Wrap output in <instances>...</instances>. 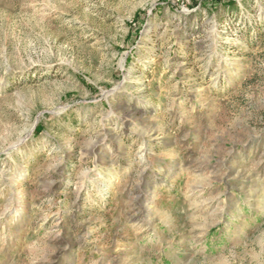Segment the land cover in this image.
Returning a JSON list of instances; mask_svg holds the SVG:
<instances>
[{
    "label": "rangeland",
    "instance_id": "obj_1",
    "mask_svg": "<svg viewBox=\"0 0 264 264\" xmlns=\"http://www.w3.org/2000/svg\"><path fill=\"white\" fill-rule=\"evenodd\" d=\"M0 264H264V0H0Z\"/></svg>",
    "mask_w": 264,
    "mask_h": 264
},
{
    "label": "trees",
    "instance_id": "obj_2",
    "mask_svg": "<svg viewBox=\"0 0 264 264\" xmlns=\"http://www.w3.org/2000/svg\"><path fill=\"white\" fill-rule=\"evenodd\" d=\"M215 0H212V2L214 3Z\"/></svg>",
    "mask_w": 264,
    "mask_h": 264
}]
</instances>
